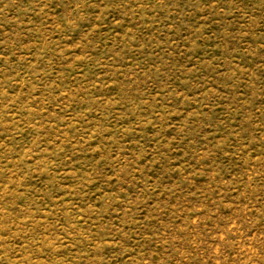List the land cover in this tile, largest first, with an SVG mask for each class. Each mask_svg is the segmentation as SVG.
Here are the masks:
<instances>
[{"label":"rangeland","instance_id":"rangeland-1","mask_svg":"<svg viewBox=\"0 0 264 264\" xmlns=\"http://www.w3.org/2000/svg\"><path fill=\"white\" fill-rule=\"evenodd\" d=\"M0 264H264V0H0Z\"/></svg>","mask_w":264,"mask_h":264}]
</instances>
